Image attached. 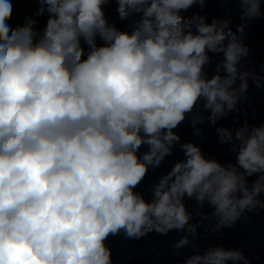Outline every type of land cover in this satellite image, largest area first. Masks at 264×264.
<instances>
[{
    "label": "clouds",
    "instance_id": "9594fccd",
    "mask_svg": "<svg viewBox=\"0 0 264 264\" xmlns=\"http://www.w3.org/2000/svg\"><path fill=\"white\" fill-rule=\"evenodd\" d=\"M23 3L39 7L13 24ZM107 3L0 0V264H113L105 241L121 230L139 239L186 229L174 245L183 248L198 236L185 198L213 209V233L246 211H264V123L245 121L235 132V163L185 143V159L159 179L151 200L135 191L149 166L172 154L180 139L173 129L198 104L215 125L240 111L250 80L264 91V65L259 73L238 68L250 53L241 42L245 24L233 32L230 20L181 14L205 0H116L121 21L139 15L129 32L109 24ZM239 3L242 21L264 19V0ZM209 53L223 54L211 77ZM217 132L221 142L233 139L226 127ZM195 215L198 224L210 219ZM230 261L251 264L239 249L221 246L183 264Z\"/></svg>",
    "mask_w": 264,
    "mask_h": 264
},
{
    "label": "water",
    "instance_id": "95a60500",
    "mask_svg": "<svg viewBox=\"0 0 264 264\" xmlns=\"http://www.w3.org/2000/svg\"><path fill=\"white\" fill-rule=\"evenodd\" d=\"M116 0H109V3L103 5L105 17L109 24H114L118 29L131 32L134 28L132 21L138 20L139 15H130L126 20L121 21L117 12ZM264 11V4H262ZM244 7L239 0H205L204 7L199 3L194 4L182 15L186 18L193 16H204L205 23H211L216 20H230L229 27L236 32L241 23L245 24L244 35L241 42L250 49L249 56L242 59L238 68L240 71L249 70L253 67L257 73L260 72L261 65H264V19H253L251 21H242L241 16ZM194 30V29H193ZM227 43V41H225ZM211 58L210 65L205 66V72L209 77L214 74L216 65L223 59L222 53H209ZM247 92V99L242 97L237 105L240 110L229 112L226 117L220 118L215 125L211 124L208 116L209 112L204 111L198 104L193 113L186 114L185 120L173 129L180 137L179 141L174 142L172 154L166 156L158 167L149 166V171L135 191L142 194L146 199L151 200L152 189L159 182V179L171 170L172 166L180 160L185 159L182 145L193 143L198 145L202 153L207 158H216L221 163H235L236 152L239 148V141L235 139V132L240 129L247 121L250 127L260 126L264 123V91L251 86ZM239 80L235 87H239ZM246 110L247 115L243 113ZM202 116L203 122L192 123L194 116ZM238 117V119L236 118ZM226 127L232 132L233 139L228 142H221L217 129ZM148 151L146 145L142 146L139 154ZM249 178L248 185L251 188L253 180ZM264 200V193L258 197ZM187 210L192 214L191 224L197 225L198 236H189V244L183 248L177 249L174 245L185 235H188L186 229L182 231L171 230L167 235H159L151 232L144 237L126 238L123 230L118 235L109 236L105 241L106 246L111 249L113 264H183L193 254H203L209 247L221 246L225 249H239L248 258L251 264H264V211L259 214L254 212H245L240 220L231 228H223L217 233H213L211 228L215 226V219L210 214L213 209L205 202L201 207L196 204L194 199L185 198ZM197 212L208 213L209 220L198 224L200 219L195 214ZM244 216H250L251 220H245ZM193 245H198L194 247ZM233 264V262H228ZM236 264H243L238 261Z\"/></svg>",
    "mask_w": 264,
    "mask_h": 264
},
{
    "label": "rangeland",
    "instance_id": "374dc122",
    "mask_svg": "<svg viewBox=\"0 0 264 264\" xmlns=\"http://www.w3.org/2000/svg\"><path fill=\"white\" fill-rule=\"evenodd\" d=\"M24 4H26V5H33V6H37V7H39V5L38 4H36V3H33V4H28V3H23V4H16L15 6H19V5H24ZM26 13H28V14H32V12H31V10L29 9V7H27L24 11H17L16 12V16L17 17H19L20 19H22V21H23V17H24V15L26 14ZM38 19V24L36 25V27H37V29L42 33L43 32V29H44V27L46 26V20H42L41 18H37Z\"/></svg>",
    "mask_w": 264,
    "mask_h": 264
},
{
    "label": "trees",
    "instance_id": "16d2710c",
    "mask_svg": "<svg viewBox=\"0 0 264 264\" xmlns=\"http://www.w3.org/2000/svg\"><path fill=\"white\" fill-rule=\"evenodd\" d=\"M27 7H29V9L31 10L32 13H34L36 11V9L38 8L37 6H33V5H19L18 7L15 6V13H14V19H13V24L15 23H22V19H20L19 17L16 16V12L17 11H24ZM38 18H41L42 20H47L48 18V13L47 11H45L43 16H40Z\"/></svg>",
    "mask_w": 264,
    "mask_h": 264
}]
</instances>
